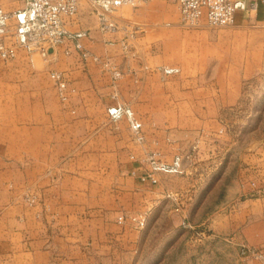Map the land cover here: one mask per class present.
Masks as SVG:
<instances>
[{
	"label": "crops",
	"instance_id": "obj_1",
	"mask_svg": "<svg viewBox=\"0 0 264 264\" xmlns=\"http://www.w3.org/2000/svg\"><path fill=\"white\" fill-rule=\"evenodd\" d=\"M259 6L258 14L264 15V4ZM111 19L118 29L101 30L97 13L82 0L78 12L65 17V26L70 32H87L81 41L91 55L82 57L67 41L44 61L36 53L30 61L22 49L12 60L0 59V264H121L123 228L115 218L127 207L140 208L141 199L154 202L153 190H163L168 175L158 170L156 182H143V173L136 178L128 174L145 164L139 155L161 146L175 152L191 142L188 136H171L174 133L165 129L169 125H164L169 116L155 117L152 111L156 104H171L172 75L178 74L177 88L183 90L190 82L193 90L205 89L209 83L203 84L202 75H207L205 81L211 79L209 74L217 75L211 58L205 57L209 59L205 68L198 60L186 62L190 56L199 58L196 46L184 51L188 65L170 59L176 39L202 42L198 29L180 24L174 0H149L129 11L122 8ZM134 27L138 30L131 35ZM177 30L186 34H173ZM67 47L71 54L64 52ZM103 61L119 69L121 77L114 79ZM168 67L179 71L168 74ZM51 70L62 71L75 89L68 103L61 101ZM253 70L238 73L236 80L209 82L215 84L212 88L227 91V104L233 105ZM115 105L133 111L142 123V140L132 136L127 115L110 116L108 108ZM192 118L200 120L197 115ZM254 150L257 156L242 169L246 197L241 223L235 227L231 222V228L248 243L264 246V146ZM124 154H131L126 164ZM28 195L35 197L34 204H28Z\"/></svg>",
	"mask_w": 264,
	"mask_h": 264
},
{
	"label": "rangeland",
	"instance_id": "obj_2",
	"mask_svg": "<svg viewBox=\"0 0 264 264\" xmlns=\"http://www.w3.org/2000/svg\"><path fill=\"white\" fill-rule=\"evenodd\" d=\"M0 3L12 11L22 8L25 0H0ZM14 6L18 7L12 9ZM131 7L137 6L124 5L114 14L120 13L122 8L129 11ZM259 7L253 11H239L234 25L195 28L202 41L198 45L193 39H176L178 43L169 55L171 61L180 59L190 65L193 60H198L205 68L209 61L205 57H208L212 66L217 64L218 73L216 76L209 74L211 79L206 81L207 75H202L203 84H209L201 90H193V82L186 83L184 90L177 88L179 76L172 75L171 104L169 107L154 106L152 112L155 117L169 116V122L164 125H169L165 129L174 133L171 136L175 139L188 136L191 142L175 152L173 147L164 149L158 146L159 149L139 155V161L149 168L139 163L140 166L132 169L135 173L131 170L128 174L136 178L139 173L152 171L149 157L156 151L153 157L159 162L169 165L179 162L178 169L166 171L168 175L163 180V190H157L160 187L153 190L154 202L141 199L138 201L140 208L127 207L115 218V223L123 228L121 264H264L252 254L242 253L244 245L263 252L264 246L248 243L238 231L232 233L231 228V222L235 227L241 223V209L245 207L242 169L257 156L254 149L264 146V59L261 57V51H264V15L258 14ZM132 30L134 34L136 27ZM172 32L186 34L180 30ZM208 45H211L210 51ZM188 46L197 47L199 58L190 56L186 63L183 59L186 58L184 51H189ZM26 54L32 61L33 55ZM38 56L39 61L47 60V57ZM252 68L255 73L245 78L246 87L233 105L227 104L230 101L227 91L216 90L212 88L215 84L209 82H224L231 77L236 80L238 73L243 71L245 74ZM165 71L172 74L179 69L168 67ZM46 78L43 75V80ZM178 99L187 102L177 103ZM193 115L200 120H193ZM130 157L131 154L123 155L125 164ZM164 159H169V162ZM158 170L154 173L157 174ZM125 171L129 172L128 169ZM109 176L112 175L107 173L106 177ZM249 206L258 208L253 204ZM120 215L125 216L122 223L118 222Z\"/></svg>",
	"mask_w": 264,
	"mask_h": 264
},
{
	"label": "built area",
	"instance_id": "obj_3",
	"mask_svg": "<svg viewBox=\"0 0 264 264\" xmlns=\"http://www.w3.org/2000/svg\"><path fill=\"white\" fill-rule=\"evenodd\" d=\"M94 8L98 17L100 29L112 32L118 29L117 23L111 19V15L124 5L138 6L149 0H87ZM179 7L180 24L187 28H199L203 25L209 27H221L234 25L238 11L256 10L259 3L264 0H175ZM82 0H25L22 8L7 10L0 4V59L9 61L18 55L19 49L29 55L35 53L48 57L55 48L67 41L73 43V49L82 57L91 53L84 47L81 39L87 35L85 31L70 32L65 26V17L75 15ZM137 30V28H136ZM136 30H134L136 32ZM133 34V30L131 31ZM128 44H125L127 47ZM52 49V50H50ZM72 48H65L66 54L72 53ZM103 66L112 72L114 79L121 77L122 73L109 61H103ZM168 72V70H166ZM50 77L58 87V94L63 103H68L71 94L75 91L69 86L64 73L51 70ZM108 113L113 119L127 115L133 137L142 140V123L133 114V111L123 105L110 106ZM157 152L153 153V156ZM149 157L152 171L141 175L142 181L156 182L155 170H176L179 162L169 165L159 162L155 157ZM29 205L34 204L35 197H26ZM125 221V216L120 215L118 222ZM243 254H252L264 262V252L242 247Z\"/></svg>",
	"mask_w": 264,
	"mask_h": 264
},
{
	"label": "water",
	"instance_id": "obj_4",
	"mask_svg": "<svg viewBox=\"0 0 264 264\" xmlns=\"http://www.w3.org/2000/svg\"><path fill=\"white\" fill-rule=\"evenodd\" d=\"M50 50H52V49H50Z\"/></svg>",
	"mask_w": 264,
	"mask_h": 264
}]
</instances>
